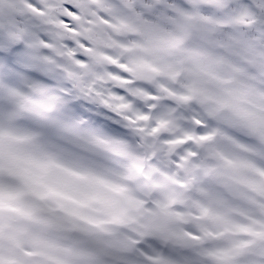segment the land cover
<instances>
[{"label":"snow or ice","instance_id":"snow-or-ice-1","mask_svg":"<svg viewBox=\"0 0 264 264\" xmlns=\"http://www.w3.org/2000/svg\"><path fill=\"white\" fill-rule=\"evenodd\" d=\"M0 264H264V0H0Z\"/></svg>","mask_w":264,"mask_h":264}]
</instances>
